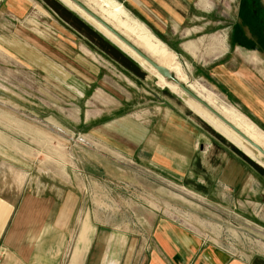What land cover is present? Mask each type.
<instances>
[{"label":"crops","instance_id":"1","mask_svg":"<svg viewBox=\"0 0 264 264\" xmlns=\"http://www.w3.org/2000/svg\"><path fill=\"white\" fill-rule=\"evenodd\" d=\"M60 1L1 3L0 14L9 27L2 48L15 50L22 60L36 68L41 65L47 72H77L82 80L88 77L85 83L101 88L110 100L118 101L117 94L123 96L126 107L133 103L131 93L149 97V91L142 88L146 86L147 70ZM116 1L166 46L179 47L191 60L205 62L201 74L207 75L220 96L264 133L262 5L243 11L249 21L245 26L235 23L231 42L223 35L226 50L213 56L207 53L211 37L203 35V27H209L208 9L200 0ZM40 26L46 30H40ZM50 28L55 30L53 36L47 32ZM190 43L196 48L193 54L191 46H186ZM98 54L116 65L123 78L97 65L92 56ZM209 57L211 60L206 62ZM81 89L79 86V93ZM168 91L172 94L162 92L157 102L166 101L172 110L155 104L120 119L128 121L124 129L133 121L140 131L134 134L129 129L120 135L125 144L110 143L107 137L108 146L120 151L122 159L145 162L154 169V177L158 173L169 177L175 183H169V188H179L205 205H216L218 215L206 213L204 219L194 220L208 234L148 208L144 211L147 223L143 216L138 217L139 222H145L144 232L139 235L144 239L130 246L129 225L111 230V235L90 214L89 226L83 222L86 214L80 208L82 197L72 187L65 186L58 193L23 190L24 173L15 169L10 173H14L18 185L16 192L0 189V264H264L263 160L218 131L198 112L185 113L180 96ZM184 105L191 109L187 103ZM150 117L155 121L151 132L146 128ZM109 126L107 123L104 128ZM203 147L206 149L201 152ZM119 164L117 171L125 166ZM6 172L0 167L1 183L5 182ZM79 183L86 185L78 181V187ZM145 202L153 203L147 198ZM237 220L249 222V229L231 223ZM243 235L252 238L250 247L242 244ZM117 236L121 237L120 243L111 245ZM136 248L137 262L130 260Z\"/></svg>","mask_w":264,"mask_h":264},{"label":"rangeland","instance_id":"2","mask_svg":"<svg viewBox=\"0 0 264 264\" xmlns=\"http://www.w3.org/2000/svg\"><path fill=\"white\" fill-rule=\"evenodd\" d=\"M79 1L85 3L99 16L101 15L94 0ZM200 1L202 4H206L208 9L206 20L209 27H203L205 29L203 35L211 37L207 53L216 56L226 50L225 37L228 36L231 42L234 24L245 26V23L249 21L243 11L247 8H254L247 3L241 4V0ZM260 2L264 9V0H260ZM1 3L4 4L5 0H0V5ZM2 14H0V32L3 30L0 33V167L7 171V175L4 183L0 181V189L5 191L12 189L13 192H16L18 185L14 180V173H10L11 170L15 172V169L24 173L23 190L34 192L44 190L45 192L58 193L65 190V186L67 188L70 186L82 197L80 208L86 214L83 222L87 221L90 226L89 215L91 214L95 223L103 224L102 227L109 230L111 235V230H119V227L125 224V226L129 225L130 246L138 245L139 239L142 238L139 235L144 232L145 222L142 220L139 222L138 217H144V211L148 208L156 209L158 215L170 221L179 224L187 223L206 234L207 231H204L203 226H197L194 220L204 219L206 213L218 215L216 205H205L200 198L197 200L191 198V195L179 188H169V183H174L169 177L159 173L154 177L151 174L154 169L147 166L145 162H136L126 157L122 159L120 151L108 146L110 145L108 143L113 141L125 144L126 140H122L123 137L121 138L120 135L125 134L129 129L134 134L140 131L133 121V124L130 123L128 128L124 129L128 121L124 123L120 119L155 104L172 110L171 105L166 101L157 102L162 92L172 94L168 91L170 89L157 79L158 82H156L150 72L146 71L147 82L146 86L142 88L149 91L150 96L131 93L133 91L128 90L131 93L130 101L133 103L126 107L127 105L123 103V96L117 94L118 101L110 100L100 91L101 88L86 84V79L89 80L88 77L82 80L76 74L77 72L59 73L54 70L47 72L46 69H41V65L39 68L33 67L31 63L22 60L15 50L10 51L7 46V49L2 48L3 36L8 35L4 32L9 29L8 21L4 16L1 17ZM40 30L46 29L41 27ZM48 30L47 32L52 36L55 34V30L52 28ZM216 34L220 36H213ZM153 35L155 36V34ZM207 45L208 42L206 47ZM186 46L188 49L191 46L192 54L196 50L192 43ZM166 47L174 55V61L181 65L180 75L184 78L182 82L220 112H222L221 102L235 108L220 96L221 94L209 77L201 74V66L205 62L191 60L179 47L172 45ZM92 57L94 62L105 69L108 74H113L116 78H123V72L116 70V65L107 58L100 54ZM210 57L205 59L206 62L211 60ZM79 73L84 75L83 72ZM172 75L179 82L178 74L173 73ZM197 82L203 84L221 102L219 100L211 101L200 93L196 85ZM171 84L177 87V84L173 82ZM79 86L82 87V93L78 91ZM180 98L192 110L186 107L187 105H184ZM180 98L178 100L181 108L186 111H184L185 113L198 112L216 128L213 124L214 121L212 122L204 114L203 110L206 109L203 106L186 95H181ZM107 123H110L111 126L104 128ZM154 123L152 117L147 119V131H152ZM216 126L219 124L216 123ZM107 137L109 142H107ZM230 138L233 140L232 137ZM234 142L237 144L236 141ZM260 142L264 145V140ZM262 145L260 146L262 147ZM205 149L201 148V152ZM255 155L264 162L261 156ZM119 162L125 164L121 171L116 170L120 165ZM97 168L100 173L96 172ZM78 181H82L86 185L83 187V184L79 183L78 187ZM161 188V192H158ZM145 198L151 199L153 203L148 205ZM143 219L146 223L148 222L146 217ZM231 223H237L246 229L250 227L249 222L244 223L240 220L231 221ZM91 226L94 227V225ZM118 236L112 240L111 245L120 243L121 237ZM249 237V235H243L241 239L242 244H248L246 246L250 247L252 238ZM136 250L137 248L134 258L130 259L135 262L138 260Z\"/></svg>","mask_w":264,"mask_h":264},{"label":"bare ground","instance_id":"3","mask_svg":"<svg viewBox=\"0 0 264 264\" xmlns=\"http://www.w3.org/2000/svg\"><path fill=\"white\" fill-rule=\"evenodd\" d=\"M94 1H95V5L100 10V14H101L100 17L103 18V20H105L115 30L119 31L122 35L128 38L137 48L141 49L147 55L153 58V60H155L157 64H160L165 68H167L171 72V74L177 73L179 82L184 81L183 76L180 75V71L182 69L181 65L176 61H174V55L172 54V52L160 40H158L144 24H142L141 22L130 16L128 12L123 8V6L119 4L116 0H94ZM60 2H64L72 10H74L80 16L85 18L90 23V26L92 24L94 28L98 29L102 34H104L107 38H109L111 42H114L123 51V53L125 52L127 55H129L132 58V60H135L139 65H141L148 72H150V74H152L166 88H169L172 92L178 94L179 96L185 95L178 86L177 87L179 88V90L174 84H171V81L168 82L167 80H165V78L160 76L155 70L150 68L149 65L146 62H144L142 59H140L132 50L127 48L125 45H123L117 38H115L100 24H98L95 20H93L91 17L85 14L70 0H61ZM196 85L200 93L204 94V96H206L209 100L215 102L219 100L221 102V100L217 96L212 94L203 84L197 82ZM221 103H222L221 113L229 120H231L235 125H237L241 130H243L253 141H255L257 144L259 143L260 145H262L260 141L264 140V133H262L257 127H255L247 118H245L235 108L223 102ZM203 112L205 115L208 116V118L212 122L214 121L213 124L219 131H221L226 136L232 137L233 140L236 141L237 144L247 152L251 154L259 155L254 149H252L247 143H245L236 134H234L231 130H229L226 126H224L221 122H219V120H217L208 111L203 110ZM216 123L219 124V126H216ZM263 146L264 145H262V147Z\"/></svg>","mask_w":264,"mask_h":264},{"label":"water","instance_id":"4","mask_svg":"<svg viewBox=\"0 0 264 264\" xmlns=\"http://www.w3.org/2000/svg\"><path fill=\"white\" fill-rule=\"evenodd\" d=\"M79 9H81L85 14L95 20L104 29L111 33L115 38H117L123 45L132 50L140 59L146 62L150 68L155 70L160 76L165 78L167 81H171L180 88V90L188 97L195 100L199 105L203 106L211 115H213L219 122L236 134L241 140L247 143L252 149H254L263 159H264V148L253 141L243 130H241L237 125H235L231 120L225 117L219 110H217L213 105L204 100L199 94L194 92L186 83L177 82L174 75L165 68L164 66L157 64L153 58L147 55L144 51L137 48L128 38L122 35L119 31L115 30L111 25H109L103 18H101L97 12L89 8L85 3L79 0H70Z\"/></svg>","mask_w":264,"mask_h":264},{"label":"flooded vegetation","instance_id":"5","mask_svg":"<svg viewBox=\"0 0 264 264\" xmlns=\"http://www.w3.org/2000/svg\"><path fill=\"white\" fill-rule=\"evenodd\" d=\"M245 3H247V5H249L250 7H253V8H255V7H261V2H260V0H241V4H245Z\"/></svg>","mask_w":264,"mask_h":264}]
</instances>
